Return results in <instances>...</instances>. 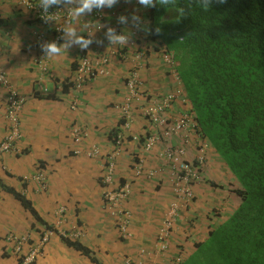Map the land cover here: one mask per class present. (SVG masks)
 <instances>
[{"label":"crops","instance_id":"crops-1","mask_svg":"<svg viewBox=\"0 0 264 264\" xmlns=\"http://www.w3.org/2000/svg\"><path fill=\"white\" fill-rule=\"evenodd\" d=\"M24 1L0 0L2 65L11 85L25 98L20 119L23 137L16 144L17 149L4 157V169L0 171V264H21L22 256L39 239L42 230L48 225L55 227L57 223L68 234L78 235L91 256L54 236L35 264H120L126 257L136 262L143 260L145 264H165L180 246L187 252L188 259L197 250L196 245L209 238L219 219L215 215L223 216V221L233 212V199L208 185L226 169L213 151L206 166L205 181L195 187L197 201L191 209L180 212L166 253H161L157 241L170 205L169 188L172 189L174 177L171 162H164L161 157L163 150L160 149L166 142H160L151 153L138 156L136 161L142 162L147 171L141 177L135 175L132 158L143 150L142 142L129 136L116 157V179L132 185L131 196L125 202L132 215L130 239L121 237L119 219L111 215L103 197V159L114 148L108 135L118 125L116 106L125 99L126 78L137 66L140 55L145 58L143 77L149 98L163 97L175 87L174 77L162 61L161 53L145 32L149 23L146 8L152 0L139 5L134 0H113L111 5L93 4L67 26L60 43L54 42L51 28L36 19ZM67 2L66 5L78 10L83 7L84 0ZM99 7L104 9L103 23L111 33H94L93 53L107 54L114 50L120 54L122 51L128 53V58L113 57L110 74L106 77L88 83L81 91L73 87L63 93L61 83H73V67L81 54L85 24L91 20V10ZM141 19L143 27L134 48L131 49V44H120L116 30L129 36ZM40 34L47 35L45 40H38ZM51 44H55L60 53L49 57ZM45 47L47 53L43 52ZM41 64L46 65V72H42ZM7 96V89L0 83V144L9 130ZM182 113L184 107L175 102L166 117L173 123ZM142 116L138 107L131 129L136 135L151 130L150 123ZM74 127H81L86 133L79 143L72 137ZM172 143L179 145L182 140L174 137ZM94 144L103 154L89 158L85 153ZM188 147L186 155L189 158L194 156L195 150L192 143ZM154 170L156 174L148 177V172ZM39 175L46 179L48 188L42 189L43 182L37 179ZM21 198L30 202L33 211ZM61 208L66 210L62 217L57 213ZM24 237H28V242L20 246L17 239Z\"/></svg>","mask_w":264,"mask_h":264},{"label":"trees","instance_id":"trees-1","mask_svg":"<svg viewBox=\"0 0 264 264\" xmlns=\"http://www.w3.org/2000/svg\"><path fill=\"white\" fill-rule=\"evenodd\" d=\"M147 18L150 39L175 54L198 132L226 168L208 185L235 202L179 264H264V0H210L207 8L204 0H152ZM73 87L62 82L63 93ZM62 240L91 256L79 238Z\"/></svg>","mask_w":264,"mask_h":264},{"label":"built area","instance_id":"built-area-1","mask_svg":"<svg viewBox=\"0 0 264 264\" xmlns=\"http://www.w3.org/2000/svg\"><path fill=\"white\" fill-rule=\"evenodd\" d=\"M67 0H57L56 3H48L45 5L44 0H36L34 3L28 0L24 1L26 7L34 12L35 18L42 22L44 25L51 28L53 33V40L56 43H60L66 32L67 26L71 25L75 19L78 18L76 14V8L70 5H66ZM134 2L139 5L140 0H134ZM91 20L87 21L84 28V36L82 45L80 47L81 54L78 57V66L73 79L74 87L76 90H82L88 83L106 77L110 74V62L116 54L114 50L109 52V55H92V44L94 33L105 32L111 33L109 29L105 27L103 23L104 20V9L102 7L95 8L91 10L90 13ZM139 22V21H138ZM116 35L121 44H125V38L122 34H119V30H116ZM132 43L131 49L134 48L136 41L134 40L138 36V27L132 31ZM47 35H38V40L43 41ZM114 37V35H112ZM86 45V46H85ZM47 53V48L43 50ZM89 54V55H88ZM119 58L126 60L128 58V53L116 54ZM140 55V60L137 66L130 71L126 78V95L122 104L116 106L119 115V122L117 127L120 132L118 137L112 139V144L114 146L113 150L106 154L103 159L102 168V179H103V197L105 202L111 209V215L113 217H118L120 224V233L123 239H130L132 233L129 229L132 223V215L129 208L126 206L125 202L131 196V186L130 183L122 184L121 181L116 179V157L119 155V151L123 145V142L127 140L130 136L135 141L140 142L141 138L139 135L132 133V125L134 122L135 114L137 113V108H141L143 118L148 119L150 123V132L144 133V143L143 150L141 151V156L144 154H149L151 151L162 142V137L167 141L178 137L181 140L188 139L192 132L196 130V123L194 121V115L192 113H185L177 117V119L172 123L168 121L166 117L167 111L172 107L174 99L178 95L184 96L181 87L177 86L175 92L167 94L166 97L162 99L149 98L146 93L145 87L147 85L146 80L143 77V71L145 70L142 64L145 58ZM162 61L166 64L168 69H173V55L164 52ZM43 66L42 72H46V65ZM0 83L3 85L7 91V121L9 125L8 134L0 145V171L4 169L2 167V160L8 154L13 153L17 148L16 144L22 139L23 131L21 124V115L25 105V98L19 94V92L11 85L10 80L4 71L0 57ZM62 89V83L60 85ZM43 91L47 93L46 87H43ZM149 131V130H148ZM162 133V137L158 135V132ZM72 137L76 143H79L86 133L81 127H74L72 131ZM172 145L162 147L160 150H166L163 156V160L170 161L174 164V177H173V187H174V202L170 206L168 212L165 215L163 227L160 228L157 235L158 247L160 245L161 253H166L170 248V238L172 237L175 224L177 222L178 216L183 209H187L193 204L196 197L195 187L198 183H201L203 175L199 169L194 167V165L187 163L183 160L184 151L178 148L176 151L171 150ZM206 147V146H205ZM205 147L202 146L200 150V162L205 159ZM14 148H16L14 150ZM168 149V150H167ZM163 150V151H164ZM80 151H77L79 154ZM86 156L89 158L100 157L103 153L101 149L94 144L90 151H87ZM139 156V157H141ZM135 175L142 176L146 172L142 165V162L135 161ZM157 171V170H156ZM158 172V171H157ZM156 174L154 171L148 172V177H152ZM37 179L43 182L42 189L48 187V183L43 175H39ZM65 208L58 210V215L62 217L65 212ZM60 223H57L53 229L44 228L38 236V240L29 249L27 253L22 256L21 264H35V262L43 255L46 246L50 243V240L54 236L66 237V231L61 230L59 227ZM79 237V236H78ZM28 237L23 239H17L19 245L22 246L27 241ZM11 239V238H10ZM18 250H21V247ZM187 256V252L183 249L177 250L176 255L171 256L167 259L165 264H179L184 261ZM120 264H145V261L140 260L138 262L134 261L130 257H126L122 260Z\"/></svg>","mask_w":264,"mask_h":264},{"label":"clouds","instance_id":"clouds-1","mask_svg":"<svg viewBox=\"0 0 264 264\" xmlns=\"http://www.w3.org/2000/svg\"><path fill=\"white\" fill-rule=\"evenodd\" d=\"M28 1H30V2H33V1H31V0H28ZM35 2V1H34ZM33 2V3H34ZM57 2V0H44V3H45V5L46 4H48V3H56ZM67 2V1H66ZM140 2L141 3H143V4H148V3H150V0H140ZM170 2V0H161V3H169ZM219 2H224V0H219ZM105 3H108L109 5H111L112 3H113V0H84V2H83V7H81L80 9H78V10H76V14L78 15L79 13H82L85 9H89L90 10V8H91V6L93 5V4H95V5H97V6H100V5H103V4H105ZM210 3V0H204V8H207V5ZM150 5L151 4H149V6L146 8V11L148 12L149 11V9H150ZM183 10H181V12H182ZM148 19V18H147ZM143 21V19H141V21H139V22H136V24H135V26L131 29V33H132V31L135 29V27H138V36H137V38H135L134 40L135 41H137V39H138V37L140 36V33H141V30H142V22ZM147 29V28H146ZM145 32L147 33V31L145 30ZM130 33V35L129 36H124L123 35V37L125 38V44H131L132 43V34ZM148 34V33H147ZM121 44V43H120ZM125 44H123V45H125ZM86 46V45H85ZM154 47L161 53V58L163 57V53L164 52H166V53H169V54H172L173 55V69H169L170 70V72H171V75L174 77V80H175V87H174V89H173V91H171V92H169V93H167V94H171V93H173V92H175V89L177 88V86H180L181 87V90H182V92H184V96H182V95H178L174 100V103L175 102H179V103H181V105L184 107V113H182V114H185V113H192L193 115H194V121H195V123H196V130H194V132H192V134H191V136L188 138V139H186V140H182V143H180L179 145H175V144H173L172 143V140L174 139H170V140H166L165 138H163L162 137V133L159 131L158 132V135H160L161 137H162V142H166L167 144L165 145V146H168V145H172V147H171V150H174V151H176L178 148H180V149H182L183 151H184V156H183V160L184 161H186L187 163H189V164H192V165H194V167H195V165H196V163L197 164H199V167L201 168V165L200 164H202V165H204V166H206L207 165V163H208V161H209V159H210V153L212 152V150H211V145H210V143H209V141L207 140V139H205V138H203L202 137V135L198 132V123H197V121H196V116H195V114L193 113V110H192V107H191V105H190V103H189V99H188V95H187V93H186V89H185V87H184V84H183V81H182V79H181V77H180V75H179V73H178V71H177V65H176V61H175V54L172 52V51H169V50H166L165 48H161L160 47V45L159 44H157V43H154ZM48 51H49V57H52V54H58V53H60V49H58L57 47H56V45L55 44H51V45H49L48 46ZM112 51V50H111ZM121 53H123L122 51H121ZM92 55H96V53H93V49H92V53H91ZM108 55H109V52L107 53ZM107 54H99V55H107ZM89 55V54H88ZM116 56V54L114 55V57ZM78 61V60H77ZM166 65V64H165ZM77 66H78V63H77ZM75 73V72H74ZM176 93V92H175ZM167 94H165L163 97H166L167 96ZM163 97H160L159 99H162ZM173 103V104H174ZM182 114H180V115H182ZM179 115V116H180ZM178 116V117H179ZM146 121H148V119H146V118H144ZM177 119V118H176ZM175 119V120H176ZM149 122V121H148ZM170 122H172V120H170ZM118 127H116V128H113L111 131H110V133H109V137L111 138V139H113L114 138V134H113V136H111V132L113 131V130H115V129H117ZM146 132H148L147 133V135L149 136V132L150 131H146ZM145 132V133H146ZM140 136V138H141V140L142 139H144V134H140L139 135ZM141 140H140V142H141ZM21 141V140H20ZM112 141V140H111ZM144 143V142H143ZM189 143H192L193 144V146H194V150H195V154H194V156H189V158L187 157V155H186V151L187 150H189V147H188V144ZM164 146V147H165ZM202 146H206L205 147V152H204V155H205V159H204V161L203 162H200V150L202 149ZM154 150V149H153ZM152 150V151H153ZM164 150V149H163ZM168 150V149H167ZM151 151V152H152ZM166 150H164L163 152H162V154H164V152H165ZM162 154H161V157H162V159H163V156H162ZM138 156H141V153H138L137 155H133V158H132V161L134 162V164L136 163L135 161H136V159L138 158ZM168 163H170V161H168V160H166ZM165 162V161H164ZM171 164H172V166H174V164L171 162ZM145 172H147L146 170H145ZM202 174L204 175V176H206L205 174L206 173H204V172H202ZM203 176V178L204 179H202L201 181V183H203L204 181H205V177ZM137 177H140V176H137ZM102 183H103V179H102ZM122 184H124V182H121ZM125 183H127V182H125ZM201 183H198V185L199 184H201ZM207 184V183H206ZM172 185V187H173V183L171 184ZM202 185V184H201ZM49 186V185H48ZM130 186H132V185H130ZM103 187H104V185H103ZM48 188V187H47ZM196 192V191H195ZM172 200H174V195H173V193L171 192V201ZM170 201V205H169V207H168V209H167V211H166V213L168 212V210H169V208H170V206L172 205V202ZM197 201V194H196V197H195V199H194V201H193V204L192 205H194V203ZM191 205V206H192ZM191 206H189L187 209L185 208L184 210H188V209H191ZM235 208V206H233V209ZM183 210V211H184ZM166 213H165V215H166ZM181 214V213H180ZM179 214V215H180ZM165 215H164V217H163V223H164V218H165ZM216 216V215H215ZM179 217V216H178ZM179 219V218H178ZM178 219H177V222H176V224L178 223ZM176 224H175V226H176ZM163 227V226H162ZM66 233H67V231H66ZM159 233V232H158ZM70 236H72V237H75V238H79L78 237V235H70V234H68L67 233V236L66 237H59V238H61V239H65V238H67V237H70ZM178 249H180V250H183V246H180ZM186 258H187V256H186ZM186 258L184 259V260H186Z\"/></svg>","mask_w":264,"mask_h":264},{"label":"rangeland","instance_id":"rangeland-1","mask_svg":"<svg viewBox=\"0 0 264 264\" xmlns=\"http://www.w3.org/2000/svg\"><path fill=\"white\" fill-rule=\"evenodd\" d=\"M170 23H171V24H173V23H174V21H170ZM169 189L171 190V192H172V193H174V192H175V191H174V187H172V189H171V188H169ZM171 202L173 203V202H174V200H172ZM197 255H199V253H198V254H196V256H197ZM196 256H194V257H196ZM184 264H189V262L187 261V262H185Z\"/></svg>","mask_w":264,"mask_h":264}]
</instances>
